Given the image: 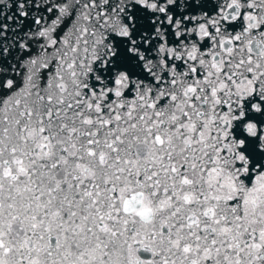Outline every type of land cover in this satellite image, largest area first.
Here are the masks:
<instances>
[{"label": "snow or ice", "instance_id": "1", "mask_svg": "<svg viewBox=\"0 0 264 264\" xmlns=\"http://www.w3.org/2000/svg\"><path fill=\"white\" fill-rule=\"evenodd\" d=\"M0 264H264V0H0Z\"/></svg>", "mask_w": 264, "mask_h": 264}, {"label": "clouds", "instance_id": "2", "mask_svg": "<svg viewBox=\"0 0 264 264\" xmlns=\"http://www.w3.org/2000/svg\"><path fill=\"white\" fill-rule=\"evenodd\" d=\"M139 211H140V213H141L142 215H145V216H146L147 213H148V211H149L148 206L145 205V207H144L143 209H140Z\"/></svg>", "mask_w": 264, "mask_h": 264}]
</instances>
